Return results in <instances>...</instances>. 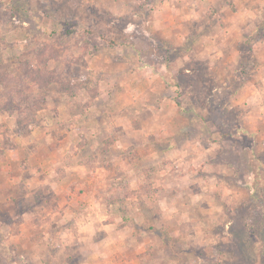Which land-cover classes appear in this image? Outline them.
<instances>
[{"label": "rangeland", "instance_id": "1", "mask_svg": "<svg viewBox=\"0 0 264 264\" xmlns=\"http://www.w3.org/2000/svg\"><path fill=\"white\" fill-rule=\"evenodd\" d=\"M171 2L178 3L0 0V264H123L127 254L141 259L136 264H264V148L259 135L236 132L245 106H235L233 96L245 73L254 76L256 60L247 54L246 67L204 76L200 61L184 58L183 49L173 51L154 32L175 8ZM146 66L177 86L183 113L159 100L165 113L176 114L171 129L158 121L162 131L179 132L174 149L167 155L169 138L159 134L158 157L137 162L140 198L125 202L124 190L110 195L107 184L93 215L79 211L86 203L79 197L76 213H66L69 193L85 190L71 163L86 155L62 154L60 128L89 120L93 96L117 93L121 81ZM74 111L81 120L72 123ZM107 171L118 175L125 165ZM128 207L136 214L120 210ZM122 220L143 236L118 231ZM109 222L113 228H105Z\"/></svg>", "mask_w": 264, "mask_h": 264}, {"label": "crops", "instance_id": "2", "mask_svg": "<svg viewBox=\"0 0 264 264\" xmlns=\"http://www.w3.org/2000/svg\"><path fill=\"white\" fill-rule=\"evenodd\" d=\"M177 1L176 5V1L169 4L170 6L175 5V8L170 7L172 11L166 14V19L158 20L157 24L155 23L154 32L159 33L162 39H166V44L174 48L173 51L183 49L184 58L194 57L196 61H200L205 68V73L207 71L204 76L211 74L209 73L211 71L218 72L220 69L226 70L228 73L233 65L242 63H244L243 67H246V55L254 56L257 64L254 76L250 78L245 73L242 78H246V80L241 82L240 86L235 89L237 92L235 91L233 95L235 106H239V104L245 106V110L240 115L243 121L236 127V132L244 135L249 133L259 135L258 143L262 151L264 148V0ZM243 46L248 48L245 50ZM184 70L187 73L192 71L189 67ZM144 71H148V73L145 74ZM143 75L145 76L143 77ZM157 76L158 74H155L152 66H146L143 72H135L133 76L131 74L130 77L125 78L126 81H121L122 88H119L117 93L109 94L102 91L93 96L92 104L87 105L90 110L88 112L89 120L84 117L83 121L71 124L70 128L67 126L60 128L63 137L59 140V149L62 148V154L66 150V153H69L71 157L80 150L86 155L85 160L75 156L71 163V169L77 171L75 176L79 175L77 181L80 179L81 183H84L85 190L69 193L72 195H68L70 203L65 207L66 213H76L72 204L79 197L86 200V203L82 204L83 208L79 211L85 215H93L96 212L94 204L100 203V201L103 203L101 199L106 193H101L99 188L107 184L110 195L116 194L118 189H123L125 202L133 197L140 198L144 194L141 189V178L138 169L136 173L133 171V168L138 165L137 162L140 161L143 164L145 160L158 157L157 153L162 150L159 148V139H157L159 134H165L169 138L165 139L169 146L163 147L166 154L168 155L174 149L171 148L173 147L171 145L177 143V140H174L172 136L179 132L162 131L165 125H159V122L162 119L167 120L170 123L166 125V128L168 126L171 129L176 114L165 113L164 108L159 106V100L168 99L172 103L173 110L175 106L181 110L174 97L177 86L173 83L169 85L165 81L161 82L162 78ZM228 78L222 80L228 81ZM155 80L158 84L160 82L161 88L153 84ZM222 80L221 82H223ZM222 85L224 84L222 83ZM112 103L117 107L114 112L110 107ZM174 111L177 112V110ZM181 112L183 113L182 110ZM69 118L71 122L78 120L80 114L75 111L71 112ZM107 119L113 121L107 122ZM152 122L154 123L152 124ZM83 137L88 142L81 143ZM100 148L103 149L101 154L97 151V149L100 151ZM209 148L210 146L207 147V149ZM143 150H145L144 156L141 153ZM105 161L108 163L103 164ZM124 165V173L119 172L118 175H113L107 171L108 166L121 168ZM94 167H98L95 173ZM131 172L135 175V181L131 180V176H133ZM116 181L122 183V188H114L112 182ZM111 206H106L107 211ZM136 209L139 210L138 207ZM120 210L125 214H136V211L129 207L120 208ZM122 221L123 224L117 228L118 231H124L134 240L143 236L135 233L136 225L129 221ZM64 223L67 224V222ZM113 224V222H109L105 228H113ZM40 225L37 223L36 226ZM81 230L83 229L81 228ZM69 238L67 236L65 239ZM77 239L82 240L79 235L75 237V240ZM129 239L127 238V240ZM127 240L123 241L126 245H128ZM54 242L61 245L59 243L61 236L55 237ZM136 257L138 256L127 254L120 260H123L121 261L123 264H136L140 259Z\"/></svg>", "mask_w": 264, "mask_h": 264}]
</instances>
